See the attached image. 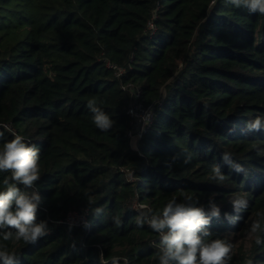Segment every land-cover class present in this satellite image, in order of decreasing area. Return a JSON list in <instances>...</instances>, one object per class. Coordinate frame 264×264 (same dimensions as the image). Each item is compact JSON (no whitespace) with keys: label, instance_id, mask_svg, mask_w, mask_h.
Segmentation results:
<instances>
[{"label":"trees","instance_id":"trees-1","mask_svg":"<svg viewBox=\"0 0 264 264\" xmlns=\"http://www.w3.org/2000/svg\"><path fill=\"white\" fill-rule=\"evenodd\" d=\"M90 100L112 129L92 123ZM137 100L154 113L134 148L127 110ZM256 116L264 14L228 0H0V147L19 134L40 150L37 221L50 229L35 244L0 243L18 264H101V252L107 264H159L158 234L137 225L136 205L158 214L187 192L197 206L220 207L208 239L234 244L231 264H264V244L247 234L264 212V155L254 148H264V130H243ZM225 152L248 174L225 164ZM214 165L222 183L210 178ZM7 176L0 172V190ZM233 194L248 200L236 223L224 217L237 215ZM71 212L84 221L69 223Z\"/></svg>","mask_w":264,"mask_h":264},{"label":"clouds","instance_id":"clouds-1","mask_svg":"<svg viewBox=\"0 0 264 264\" xmlns=\"http://www.w3.org/2000/svg\"><path fill=\"white\" fill-rule=\"evenodd\" d=\"M235 7L246 8L250 13L264 14V0H228ZM87 108L92 114V123L101 132L113 128L115 121L99 106L95 100H90ZM244 131L260 132L264 130V116H256L245 122ZM230 132L233 129L229 130ZM3 132H0V138ZM257 155H264V148L254 146ZM179 157L174 156L175 161ZM222 160L237 174L247 175V170L236 163L231 153L222 154ZM186 157L184 163H189ZM0 172L10 173L3 180L4 188L0 190V240L4 242H19L35 244L45 237L50 229L48 222L37 221V212L42 202V197L36 188L41 178L40 150L25 140L22 135L13 134L0 147ZM212 180L222 183L226 177L219 165H214L211 170ZM22 186V188L20 187ZM183 199L178 201L175 196L167 201L159 213L146 204L136 205L138 216L136 223L148 227L159 237V243L153 241L158 247L159 264H231L234 244L226 238L217 237L208 239L212 235L209 231L212 219L221 216L220 207L209 200L207 206L198 205L195 199L187 192L182 193ZM89 199H91L89 197ZM229 203L237 215L225 212L224 217L231 223L240 219V213L248 208V200L240 195L233 194ZM206 207L208 211H206ZM102 208L95 209V214L100 215ZM247 229L248 236L255 237V244H264V238L257 235L264 224V212H256ZM114 224L119 227L121 220L113 217ZM101 264L103 253H100ZM129 264L126 257H112L111 264ZM19 256L16 251H10L6 243H0V264H18ZM248 264H253L248 261Z\"/></svg>","mask_w":264,"mask_h":264},{"label":"built area","instance_id":"built-area-1","mask_svg":"<svg viewBox=\"0 0 264 264\" xmlns=\"http://www.w3.org/2000/svg\"><path fill=\"white\" fill-rule=\"evenodd\" d=\"M127 113L132 118L133 123L132 127L128 131V136L132 144V140H139L148 130L149 125L153 119L154 105L146 104L142 101L137 100L129 106ZM137 147L138 146H136V148ZM67 221L72 224H77L84 220L79 213L71 212L67 216Z\"/></svg>","mask_w":264,"mask_h":264},{"label":"rangeland","instance_id":"rangeland-1","mask_svg":"<svg viewBox=\"0 0 264 264\" xmlns=\"http://www.w3.org/2000/svg\"><path fill=\"white\" fill-rule=\"evenodd\" d=\"M132 144H133V146L136 148V146H138V140H137V139L132 140ZM246 245H247V246L249 245V242H248V241L246 242Z\"/></svg>","mask_w":264,"mask_h":264}]
</instances>
